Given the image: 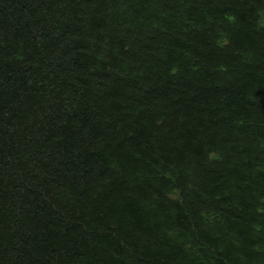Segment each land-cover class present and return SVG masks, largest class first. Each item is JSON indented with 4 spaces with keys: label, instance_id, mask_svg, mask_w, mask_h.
I'll use <instances>...</instances> for the list:
<instances>
[{
    "label": "trees",
    "instance_id": "16d2710c",
    "mask_svg": "<svg viewBox=\"0 0 264 264\" xmlns=\"http://www.w3.org/2000/svg\"><path fill=\"white\" fill-rule=\"evenodd\" d=\"M0 264H264V0H0Z\"/></svg>",
    "mask_w": 264,
    "mask_h": 264
}]
</instances>
